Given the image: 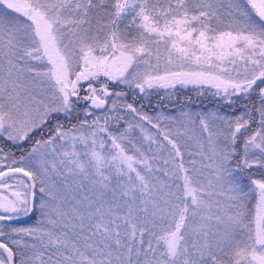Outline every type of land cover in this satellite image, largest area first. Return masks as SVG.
<instances>
[{"label": "snow or ice", "instance_id": "snow-or-ice-1", "mask_svg": "<svg viewBox=\"0 0 264 264\" xmlns=\"http://www.w3.org/2000/svg\"><path fill=\"white\" fill-rule=\"evenodd\" d=\"M0 264H264V0H0Z\"/></svg>", "mask_w": 264, "mask_h": 264}, {"label": "trees", "instance_id": "trees-1", "mask_svg": "<svg viewBox=\"0 0 264 264\" xmlns=\"http://www.w3.org/2000/svg\"><path fill=\"white\" fill-rule=\"evenodd\" d=\"M194 92L195 93H193L190 88H188L186 91L182 89H176L173 95H171V98H164L161 93H153V95L147 100L137 99L136 104L139 106L142 104L143 108L146 110H153L156 107L174 109L181 106L182 104H188L193 108H199L208 106L209 104H214L221 111H224L225 113L229 112V109L224 107L223 101H221L217 97H210L207 93L208 91H205L203 95H201L198 91L194 90ZM161 97H163V99H161ZM127 99L129 100V97Z\"/></svg>", "mask_w": 264, "mask_h": 264}, {"label": "rangeland", "instance_id": "rangeland-1", "mask_svg": "<svg viewBox=\"0 0 264 264\" xmlns=\"http://www.w3.org/2000/svg\"><path fill=\"white\" fill-rule=\"evenodd\" d=\"M195 91H198L199 92V89H197L195 86H192V85H189L187 87H183V86H180V85H177L175 87V89H168V90H164V89H156V90H153V93H161L162 96H164V98H169V93H171V95H173L174 91L176 89H182L184 91H186L188 88H190L193 93L194 90ZM205 91H208L207 89ZM209 94L210 97H214L212 96L209 91L207 92ZM129 97V102L132 101V97L131 95L128 96ZM215 98V97H214ZM218 98V97H217ZM141 100H144L143 98H140ZM137 105V104H136ZM139 107V105H137ZM143 110L145 112H147L149 115L151 116H156L158 113H163L164 115L166 116H172V117H179L180 114L182 112H191V113H207V112H213V111H216V112H220L221 114H225L224 111H221L216 105H212V104H209L208 106H204V107H199V108H193L191 106H189L188 104L184 105L182 104L181 106L179 107H176L174 109H167V108H162V107H156L155 109L153 110H146L143 108ZM129 119H131V117H129ZM121 127H126V124H124V122H121ZM154 131V130H153ZM132 135L134 137H139L140 136V131L138 128H135L133 130V133ZM145 147H147V145H145ZM189 159H191V157H189ZM161 164H162V161H161ZM33 222V220H25V223H31Z\"/></svg>", "mask_w": 264, "mask_h": 264}]
</instances>
